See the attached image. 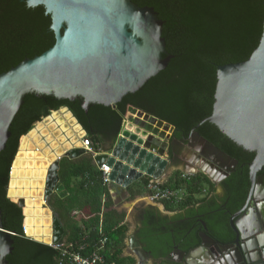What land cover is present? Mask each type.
<instances>
[{
  "label": "trees",
  "instance_id": "obj_1",
  "mask_svg": "<svg viewBox=\"0 0 264 264\" xmlns=\"http://www.w3.org/2000/svg\"><path fill=\"white\" fill-rule=\"evenodd\" d=\"M132 1L157 12L164 23L166 50L173 57L164 70L114 107L90 104L85 110L81 98L70 101L53 95L25 96L9 128L6 147L0 152L2 224L15 233L13 250L6 257L8 264H72L74 255L87 258L94 252L106 264H136L134 257L124 255L129 232L126 214L116 209L110 185L104 183L103 172L89 152L74 159H60L59 183L47 200L62 229L55 242L57 247L25 234V209L8 196L11 168L22 138L52 112L66 108L86 132L92 150L110 153L124 121L131 116L128 108L133 107L173 126L174 139L186 140L192 129L212 114L217 67L247 60L262 35L264 0ZM54 42L51 17L43 6L28 7L25 0H0V74L24 59L42 54ZM197 132L238 163L220 183L227 189L223 202L229 200L225 208L219 206L215 198L217 184L205 173L173 171L162 188L183 191V196L159 203L167 212L186 211L188 221L173 234L168 220L154 218L155 212L150 211L135 234L150 257L161 260L159 264L168 263L167 257L177 245L184 252L200 246L201 227L192 229L199 213L205 214L212 238L232 240L230 215L242 208L248 196L249 164L255 154L235 144L209 121L202 123ZM150 181L151 177L144 175L130 184L126 188L128 199L148 196Z\"/></svg>",
  "mask_w": 264,
  "mask_h": 264
},
{
  "label": "water",
  "instance_id": "obj_2",
  "mask_svg": "<svg viewBox=\"0 0 264 264\" xmlns=\"http://www.w3.org/2000/svg\"><path fill=\"white\" fill-rule=\"evenodd\" d=\"M25 3L28 7L45 8L51 17L55 42L42 54L24 59L0 74V152L6 147L11 135L9 128L27 94L53 95L70 101L81 98L85 110L90 104L114 107L164 70L173 57L168 54L162 37L164 23L152 7H140L132 0H25ZM216 77L212 114L192 129L191 136L237 166L236 160L197 132L202 123L209 121L235 144L254 153L249 164L250 188L242 208L230 215L233 239L221 242L212 238L207 224L200 221L201 244L187 256L204 251L206 255L203 253L200 264H210L215 258L216 264H264V21L259 44L248 59L218 66ZM128 111L131 116L123 132V142L139 150L136 158L142 164L149 158L148 166H156L154 161L162 159L164 166L163 169L156 167L154 174L143 172L129 179L134 169L129 175L111 165L117 148L114 146L111 155L102 153L95 159L99 167L106 163L112 168L108 178L114 192L126 190L144 175L165 178L168 160L163 153L167 144L155 140V136L158 134L162 139L163 134L175 131L173 126L136 108L129 107ZM86 152L85 148H73L64 156L74 159ZM60 159L49 168L45 202L59 183ZM201 160L202 172L216 184L234 171H224L216 160ZM220 173L223 176L218 179ZM18 204L25 209L23 198L18 199ZM52 224L55 243L62 229L53 214ZM13 235L4 229L0 210V264H8L6 257L13 250ZM130 241L136 256L145 261L148 253L133 236Z\"/></svg>",
  "mask_w": 264,
  "mask_h": 264
},
{
  "label": "bare ground",
  "instance_id": "obj_3",
  "mask_svg": "<svg viewBox=\"0 0 264 264\" xmlns=\"http://www.w3.org/2000/svg\"><path fill=\"white\" fill-rule=\"evenodd\" d=\"M62 109H66V108H62ZM62 109H60L58 111H61ZM66 110H68V109H66ZM58 111L52 112V114L57 113ZM69 113H70L71 117L74 119V122L76 123V128H80L82 130V133L80 134V138H81L84 135L85 131L82 129L81 125L77 122V120L73 117L72 113L70 111H69ZM51 116L52 115H49V116H47V118H49ZM37 129L39 130V128L36 127V130ZM36 130L32 129L26 136H24V138H22L19 151H18L16 158H15L13 165H12V170H11L12 179L10 181V186L8 189V196L10 197V193H12V194L15 193L16 195H20V196L31 197V198H27L25 200V218H26L25 219V232H26V235L28 237L33 236L34 238L33 237H31V238H33L37 241H40V242L43 241L44 243L49 244V243H52V240H53V230H52L53 227L51 226L52 220H51V216H50V213L52 215V211L50 210V208L48 206H47V208L44 209V207H45L44 205H46L45 200H44V192H45V188H46V184H47V176H48L49 168L52 165V163L57 159V157L59 158V156H61L63 152L61 149H58L57 146H55V149L57 148L56 151H57L58 156H56L54 154H50V155L46 156V155H44V153L46 154L50 150H45V152L43 153V157L42 156L39 157V155H37V154L38 153L41 154V153L39 151L37 152V151L31 149V147H33V143H32L33 139L31 140L30 133H34V136H35V134L37 132ZM70 132L71 131H69L67 133L69 136H70ZM73 141H75L76 146L80 145V142H77L78 140L77 141L73 140ZM198 142H200V141L198 140ZM120 143H121L120 146L121 147L123 146V148L125 146H126V148H132V145L131 146L126 145V143L123 142V138L120 141ZM200 144H203V143L200 142ZM65 146L67 149H72L75 147V146L73 147V145H71V143H66V142H65ZM77 148H79V147H77ZM28 149L32 153L28 152ZM133 151L138 153L139 150L134 149ZM193 152H195V153H193V156L195 158H199L200 160L203 158H206L208 160H211V161L214 160L215 161L219 157V155H216L215 153L214 154L212 153L210 156V155H208V152H205V155H203L200 153V152H203V149H201V151H200V150L194 148ZM206 153H207V155H206ZM114 154H115V156H118L119 158H122L123 160H125L128 157L123 152V150H121L120 148H117L115 150ZM114 154H113V156H114ZM54 156H55V159H53V161L51 162L50 159ZM27 157L28 158L33 157L35 159V161H39V163H41L45 168L49 165L47 168L46 175L44 172L45 168L40 170V171H36L34 169L31 170V167L34 166L31 164L32 160H29L30 162L26 166L25 163H26V160L28 159ZM115 161H116V159L114 158L113 162H111V165L115 168V170H122V172H124V173H127V172L130 173L131 170L128 169L126 165H122L120 162L116 163ZM128 161H129V163H131V162L135 163L136 167L145 168L146 171L156 172V168L154 166L149 167V166L143 165L142 163H140V161H138V160L135 161L134 157L129 156ZM157 163H156V165H157ZM161 163H159V164H160L161 168L163 169L164 163L163 162H161ZM117 164H118V166H117ZM220 164H222V163H220ZM203 166H204V164L201 160V166H198V169H200L202 171ZM26 167H29L30 169H28V171H27ZM108 167H110V166H108ZM222 169L224 171H226L228 168L224 167V164H223ZM111 171H112V168H111ZM141 172H143V171L134 170L133 172H131V175L129 174L130 177H128V178L129 179H131V177L135 178V176ZM222 176H223V174L220 173L219 177H222ZM24 177H29V178L34 177L35 180L32 182L30 181V183H29L30 186H29V184H26V182L22 179ZM44 177H45V179H44ZM41 182L44 184L43 200L42 201H41L42 190L41 189L39 190L37 188V186L42 184ZM10 187H11V189H10ZM34 193H36L37 199H36V196H34ZM42 202H44V203H42ZM211 264H216V258L214 259V261Z\"/></svg>",
  "mask_w": 264,
  "mask_h": 264
},
{
  "label": "rangeland",
  "instance_id": "obj_4",
  "mask_svg": "<svg viewBox=\"0 0 264 264\" xmlns=\"http://www.w3.org/2000/svg\"><path fill=\"white\" fill-rule=\"evenodd\" d=\"M50 115H52L53 117L51 116L49 118H47V117L44 118L40 123L36 124L35 127L33 128V130H36V127H37V128H39V130L38 129L36 130L37 132L35 134V138L34 139L31 137V140L32 139L34 140V141L32 140L33 147H31V149H33V150H35L37 152L39 151L41 154H43L45 152V150H50V154H54V155L58 156L57 155V151H56V149L58 148V149H61L62 152H63L62 155L59 156V157H63L65 152L71 150V149H67L66 148L65 142L66 143H71V145H73V147H74V146H76V144H75V141H73V140H76V141L78 140L77 142H80V146H82V140L85 139L84 137H86V132L80 138V134L82 133V130L80 128H76V123L74 122V119L71 117V115H70V113H69L68 110L62 109L61 111H58L57 113H54V114L51 113ZM125 129H126V122L123 123L121 132H120V134L118 136V139L116 141L115 146H117V148H120L121 150H123V152L128 157L125 160H123L122 158H119L118 156H115V154L113 153L114 154L113 157L116 159L115 162L116 163H119L118 161H120V163H121V161H122L123 164L122 163L121 164L122 165H126L127 168L129 167L128 169H130V170L134 169V170H138V171H143L144 173L145 172H149V171H146L145 168H143V167H142L143 169L140 168V167H136L135 163H132V162L129 163L128 158H129L130 155H132L131 157H134L135 158V161L138 160L136 157H137L139 151H138V153L137 152H134L132 150V148H126V146L123 148V146L122 147L120 146L121 143H118V141L120 142V140L122 139V137H123V131ZM69 131H71L70 132V136L67 134ZM185 142H186V140H185ZM38 143H40V144L38 145ZM184 143H183V146H181V148L179 149V151H176V155H177V157H179V159H178L179 162H177V164H175V162L172 160L171 154H170V152L173 151V150H171V147H170L171 146V143L168 142L167 149L163 153V155H167L168 154V159L166 158L168 160V165L166 166V168L164 170V173H163V175H164V177H166V179L169 177V175L173 171L177 170L175 168L178 167L179 169H182V168L184 169L185 168V164L187 163L188 157H191L192 156L193 148L189 147L188 145H185ZM53 145L57 146V148L55 149ZM196 145H197V141L194 143V146H196ZM79 148H82V147H79ZM87 152H88V150H87ZM154 152H156V151H154ZM102 153H104V152L98 153V155L99 154H102ZM140 154L142 155V153H140ZM110 155H111V152H110ZM139 158L141 159V157H139ZM53 159H55V156L51 158V162L53 161ZM29 160H32L31 164L34 165V166L31 167V170L34 169L36 171H40V170H42V169L45 168L41 163H39V161H35V159L33 157H30V158H28L26 160V163H25L26 166H27V164H29V162H30ZM147 160L149 161L148 158H147ZM147 160H146V162L143 163V165L148 166ZM138 161H140V160H138ZM162 161H163L162 159L160 161H157V160L154 161V165H156V163L158 162L157 165L154 166V167L155 168L157 167V169L158 168L162 169L161 166H160V164H159ZM194 161H196V160H194ZM140 163H141V161H140ZM196 165L197 166H200L199 163L196 164ZM117 166H118V164H117ZM28 169H30V168L29 167H26V170L27 171H28ZM199 171H201V170L200 169H197V172H199ZM143 172H141V173H143ZM156 172H157V170H156ZM156 172L153 171L151 173L154 174ZM11 179H12V177H11ZM22 179L26 182V184H29L30 181L31 182L34 181V177H32V178L24 177ZM166 179L163 178L162 180L165 181ZM29 186H30V184H29ZM10 189H11V187H10ZM119 193H120V195H119V198H120L119 203H121L123 205H127V207H128V204H130V203H133L134 204V202L136 200L135 198H134L135 200L134 199L129 200L128 199V196L126 195V193L125 194H122V191H119ZM181 193H183V191H181ZM181 193H179V195ZM10 195H11V193H10ZM34 196H36V193H34ZM146 197H148V200H147L148 202L146 204L149 203V204L157 205L159 203V202H152L149 199V195L146 196ZM21 198H23L24 200L27 199V197H25V196L24 197H21ZM11 199H13L15 201H18V199H20V197H17V198L16 197H11ZM36 199H37V196H36ZM137 199H138V197H137ZM42 200L43 199L41 198V201ZM42 203H44V202H42ZM45 203H46V205L43 204L45 206L44 209L47 208V206H48L47 205V202H45ZM143 203L145 204V200H144ZM130 220H131V223L129 224V228H130V226H132V227H134V230H135L136 223H135V217H134V215H132V217H131Z\"/></svg>",
  "mask_w": 264,
  "mask_h": 264
},
{
  "label": "crops",
  "instance_id": "obj_5",
  "mask_svg": "<svg viewBox=\"0 0 264 264\" xmlns=\"http://www.w3.org/2000/svg\"><path fill=\"white\" fill-rule=\"evenodd\" d=\"M126 123H127V121H126ZM30 137H32L34 139L35 138L34 133H30ZM39 144L40 143H38V145ZM53 146L55 148V145H53ZM77 147H81V146L80 145L79 146H75L74 148H77ZM28 152H31V151L28 149ZM37 155H39V157L40 156L43 157V154L41 155V154L38 153ZM45 155L46 156L47 155H50V151L48 153H46ZM164 157L168 159V154L167 155H164ZM171 158L175 162V164H177V162H179V160H178L179 157H177V155H174L173 153L171 155ZM196 164H197V161H194L193 157L191 156V157H188V160H187V163L185 164V168L184 169L183 168L182 169H179L178 167L175 168V169L181 170V171H183L186 174H194V173H197V169H198V166ZM48 166L45 168V171H44L45 172V175H46ZM126 174H129V173L127 172ZM44 179H45V177H44ZM165 179H166V177H165ZM37 188L39 190L40 189L42 190V199H43L44 184L42 183L41 185L37 186ZM110 188H111V194L113 195L114 202L117 200L115 202L116 209L118 211H120V212H125V214H126V222H128L130 224L131 223V220L130 219H131L132 215H134V217H135L136 227H135V230H134V227H132V226H130V228H129L128 237H127V239L125 241L126 246H125V249H124V255L125 256H132V257H134L136 259V264H159L161 262V260H159V259L156 260V259L150 257L149 254H148V258L145 261H141L136 256V254L134 252V246H133L132 242L130 241V237L133 236L135 238V234L142 227L141 217H143L146 213H148L150 211H153V212L155 211V212L158 213L159 216H161L163 218H166L168 220V225H169V228L170 229H171V227H173L172 226V221H174L175 223H178V221H179V224L182 226V224L185 222V220L188 219L187 218L186 211H182V212H167V211L164 210V207L160 203H158L157 205H153V204H149V203L146 204L148 202L147 201L148 200V197H146V196H138V199L136 197L135 198L136 200L134 199L135 200L134 204L133 203H130V204H128V207H127V205H123V204L119 203V201H120V198H119L120 193H119V191H115L114 192L113 191V188L112 187H110ZM125 193H126V190H123L122 191V194H125ZM222 194L223 193H222L221 188L217 185V189H216V192H215V198L216 199L221 198L223 196ZM126 195L128 196L127 193H126ZM10 197H16V198L17 197H20L21 198V197H24V196H20V195H16L15 193L14 194L11 193ZM27 198H31V197L28 196ZM144 200H145V204L143 203ZM199 214H203L205 216L204 213H199ZM50 216H51V220H52L51 213H50ZM51 226H52V223H51ZM31 237H33V236H31ZM176 247L178 248V251H180L181 253H179L178 251H176V249L174 247L173 251L167 257V261H168L167 264H200V261H202L203 258H204V256H203L204 251L202 253L201 252H198L197 254H194L193 256H191V257L188 258L187 254L190 251L189 252H184L182 249H180V247L178 245Z\"/></svg>",
  "mask_w": 264,
  "mask_h": 264
},
{
  "label": "flooded vegetation",
  "instance_id": "obj_6",
  "mask_svg": "<svg viewBox=\"0 0 264 264\" xmlns=\"http://www.w3.org/2000/svg\"><path fill=\"white\" fill-rule=\"evenodd\" d=\"M132 121H133V119H132ZM131 121V122H132ZM164 135V137H162V139H160L159 138V135L157 134L156 136H155V140H160L159 142L160 143H165V144H167L168 145V142H170L171 143V150H173V151H171V152H173V154L174 155H176V151H179V149L181 148V146H183V143L185 142V140L184 139H182V140H176V139H174L173 138V136H174V132L172 133V134H168V133H166V134H163ZM167 136H169V137H167ZM197 141V145L196 146H194V143ZM185 145H188L189 147H191V148H193V151H194V148H196V149H198V150H200L201 151V149H203V152H200L201 154H203V155H205V152H208V155H210L211 156V154L213 153L214 154V152H212L211 150H210V148L208 147V146H206L205 144H200V142H198V139L197 138H194L193 136H189L187 139H186V142L184 143ZM192 151V156H193V153H195V152H193ZM196 151V150H195ZM216 154V153H215ZM206 155H207V153H206ZM216 155H218V154H216ZM193 158H194V160H196L197 161V164L199 163L200 164V166H201V160L199 159V158H195L194 156H193ZM200 161V162H199ZM216 161H218V162H220V163H222V165L224 164V167H226V168H228V169H232V170H235L236 169V167L237 166H233L232 165V162H231V160L230 159H228V158H220V157H218L217 159H216ZM225 162V163H224ZM204 164V163H203ZM220 177L218 176V179H219ZM227 178V177H226ZM226 178H224V179H226ZM223 179V180H224ZM222 180V181H223ZM221 183V182H220ZM217 184L220 188H221V190H222V197L221 198H218V199H216V202H218L219 203V206H221V208H225V206H226V203L228 202V200L229 199H227L225 202H223L224 201V198H225V196H226V193H227V189H226V187L225 186H223V185H221V184ZM211 202H213V201H210L209 203H211ZM207 207L208 208H211V206L209 205L208 206V204H207ZM223 211H225V210H223ZM155 212V211H154ZM147 214V213H146ZM145 214V215H146ZM155 215H153V217L154 218H157V217H161V216H159L158 215V213L157 212H155L154 213ZM208 214H210V212L208 213ZM145 215L143 216V217H141V223H143V221L145 220ZM204 215L203 214H199L197 217H196V219H195V221H197L196 222V225H194L193 227H192V229H194L195 227H197V228H199L200 229V227H201V225H200V221H204V217H203ZM186 221H188V219L187 220H185V222ZM205 222V221H204ZM170 223V222H169ZM183 224H185V223H183ZM182 224V225H183ZM198 225H200V226H198ZM172 226L173 227H171V229H170V231H171V233H173L174 234V232H178L180 229H182V226L179 224V221H178V223H175L174 221H172ZM201 232H202V227H201ZM200 232V233H201Z\"/></svg>",
  "mask_w": 264,
  "mask_h": 264
},
{
  "label": "built area",
  "instance_id": "obj_7",
  "mask_svg": "<svg viewBox=\"0 0 264 264\" xmlns=\"http://www.w3.org/2000/svg\"><path fill=\"white\" fill-rule=\"evenodd\" d=\"M126 121H128V118L124 122ZM84 138L85 139L82 140L81 147L87 149L88 152L92 154L93 158L96 159V156L98 155V153L92 150L91 143L89 142V140L86 139V137ZM99 168L103 172L104 183H110V180L108 177L111 172V168L108 167L106 163H103ZM163 182L164 181L161 178L160 179L151 178V181L149 182L147 186V190L149 191V199L152 202L177 199L183 196V193H181V191H170L169 189L162 188ZM179 193L181 194L179 195ZM49 245L52 247H57V245L54 242L50 243ZM72 264H106V263L104 262V259L102 258L101 255L94 252L87 258H83L79 255H74Z\"/></svg>",
  "mask_w": 264,
  "mask_h": 264
}]
</instances>
